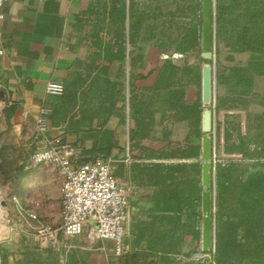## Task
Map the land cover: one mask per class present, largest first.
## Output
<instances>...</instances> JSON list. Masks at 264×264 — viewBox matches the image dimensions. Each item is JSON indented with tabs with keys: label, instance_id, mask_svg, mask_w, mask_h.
I'll use <instances>...</instances> for the list:
<instances>
[{
	"label": "crops",
	"instance_id": "1",
	"mask_svg": "<svg viewBox=\"0 0 264 264\" xmlns=\"http://www.w3.org/2000/svg\"><path fill=\"white\" fill-rule=\"evenodd\" d=\"M183 1L177 0L180 9L178 16L182 23L191 19L183 17L186 16ZM191 1L194 42L199 43L201 0ZM166 2L4 0L3 17L0 19V91L3 92L0 99L14 111L11 115L14 130L32 123L39 108L50 102L45 91L46 84L61 83L64 90L57 107L61 118L60 126H56L60 127L62 135L57 136L70 146H84L86 152H92L95 146H102L96 152H108L113 163L119 160L124 172L118 174L117 166L113 164L115 175L128 193L126 250L120 256L114 254L111 240H91L86 231L77 236L60 233L55 240L43 239L15 212L17 222L27 224V230L19 228L16 233L23 232L24 236L39 240L42 248L61 250L59 254L51 253L46 257L48 259L33 263L140 264L147 252L156 254L158 262L162 259L163 252L146 249L150 235L158 237L164 228V212L159 210L163 204L160 201L163 187L156 181L155 167L152 165L181 161L162 159L163 150L167 147L164 143H169L174 135L178 139H186L189 133L188 121L193 115L183 119L180 113L176 114L178 110L175 108V103L194 108L188 105L185 98L187 88L191 86L183 84L185 74L192 75V86L199 93L200 102L205 104L201 101V68L206 64L202 57V62H190L186 56L184 65L177 68L172 54L182 53L165 50L164 44H160L165 43L162 23ZM197 15L201 18L199 25L195 18ZM168 58L167 73L171 75L170 79L163 71ZM173 69H178L180 74L176 87L173 84ZM165 81L178 90V98L172 96L167 100L164 96L167 91ZM163 110L167 114L172 113L163 115ZM163 119L168 130L164 142L159 138ZM49 124H53L50 119ZM201 126L202 113L200 143H197L200 145V157L202 138L209 134L202 132ZM123 147L124 153L118 159L116 154ZM73 153L72 158H76L78 153L75 149ZM59 180V185L48 188L51 197L59 203V211L52 213L50 218L39 212L40 221L53 227L61 223ZM45 198H42V202ZM10 229L13 230L11 226ZM9 232L1 239L4 243L0 247L2 264L24 259L22 254L18 257L21 249L20 244L14 243V232ZM6 245L13 248L6 249ZM13 249L15 253L11 251ZM179 251L174 249L172 257Z\"/></svg>",
	"mask_w": 264,
	"mask_h": 264
},
{
	"label": "rangeland",
	"instance_id": "2",
	"mask_svg": "<svg viewBox=\"0 0 264 264\" xmlns=\"http://www.w3.org/2000/svg\"><path fill=\"white\" fill-rule=\"evenodd\" d=\"M183 2L185 4V9L183 12L186 15L183 17H191V19L188 22L183 20L184 22L182 23V20L180 19L181 17L178 16L180 9L178 7L177 0H167L165 15L162 23L165 43H160L162 45L164 44L165 50H169L171 52L188 46L187 51L181 55H176L175 53L172 54V57H174L176 63L174 65L177 66V68L179 65H184L183 60L186 56H188L187 59H189L190 62H202V59L200 58V42H197V44L194 45L193 43L195 42L190 40V38H185L183 40L184 34L189 32L188 29L194 28L195 26L193 20L194 17L192 16V1L184 0ZM235 7L236 15L243 11L240 10L238 5ZM195 18L197 19V25H199L201 21L200 16L197 15ZM225 21L227 22L225 23L224 27L228 30V33L226 36H219L217 40L218 44L216 52L213 45V58L211 63L210 61L203 60L206 64L208 63L213 66L214 72L217 71L218 74L222 73L224 76H229L232 73L241 72L243 70L247 72L246 67H249L248 62L251 59V52H232V46L231 44H228L232 42L227 39V36H229L231 33L240 30V26L245 22V18L237 17L233 19V16L227 15L225 17ZM188 66L191 67L190 65ZM172 73L174 81L173 84L174 87H176L180 74L178 73V69H173ZM191 77L192 75L185 74V79L183 78V84H185V86L187 83L188 85H191L187 88V96L185 97L189 103L188 105L191 104L193 106H197V108L199 106V109L201 110L208 109L212 112V132L207 134V136H211L213 140V165L219 162H227V160L231 158L240 165L244 164L246 165V168H251L252 159H243L241 153H226L224 148L227 146L239 145L243 140L245 142L252 141L255 134L258 133V130L255 128L256 123L259 120L258 116H262L261 119L264 120V114H262L264 112V76H255L253 78V83L247 94H242L241 86L239 85V87L234 79L221 82V84L216 86L214 77L212 96L210 102L205 104L200 102L199 93L195 92L194 86H192L190 80ZM236 97H238V99L237 101H234L233 99ZM243 100L250 101L246 107L243 106ZM220 102L224 106H220L218 108L216 105H218ZM236 104L237 106H235ZM41 108L44 110L43 112H41ZM50 112V107L47 105L42 106L39 108L37 115L35 116V120H33L32 123L28 124L27 126L23 125V127L14 130L13 123L11 121V115L14 113V111L11 110L10 106H6L3 103V100L0 99V232L2 231L0 233V247L4 244L3 240L1 239H3L5 233H10L9 231H11V233L14 232V243H17L18 245L20 244L19 249H21L18 251V257L20 254L23 255H21V257H24L22 260H18V258L17 260L13 261L15 264H28V262H30L29 264H44L41 262H33L42 259H48L49 257H46L51 255V253H61L60 249L52 251L49 248H42L39 245V240H36L35 238L34 240L31 236L26 237L24 236L23 232L16 233V230L19 231V228L27 230V224L18 223L14 217L16 210L15 204H19L25 208L26 206L29 207L31 202L38 214L40 212L42 216H47V218L52 217V213L55 214L59 211V203L56 201V199L51 197V192L48 191L49 186L59 185L60 176L57 172V169L51 164H40L34 166L30 162V156L39 139L38 131L36 130L37 117L44 116L47 120L49 129L46 133L48 135H62L60 127H57L60 126V121L58 123H53L54 125L49 124L48 115ZM162 113L163 115L167 114L165 110H163ZM171 113L172 112L167 115H171ZM192 118L193 116H190L188 121L189 133L186 139H178L177 135H174L175 137L169 141V143H164L167 146L165 150H171L175 152L186 149L189 145L200 143L199 137H197L195 132L196 125L194 124ZM164 119L161 123V135L159 137L162 142L166 140L168 135L167 124ZM249 144H251V142H249ZM71 147L77 151L79 159L80 156L83 159L85 158L95 160L111 158L110 155H108V152H96V150H101L102 146H95L92 152H86L84 146L76 147L72 144ZM123 153L124 147L120 148V152L116 154L118 155L117 158L119 159ZM193 160L194 159H187L186 161L190 162ZM111 161L112 164L117 166L118 174L124 172V169L119 165V160L118 162L116 161L114 163L113 160ZM181 161L183 162L184 160ZM257 168L258 166L251 169L254 171L257 170ZM186 181L189 182V179ZM199 185L201 188V182ZM212 187L214 190V185ZM43 197H46L44 202H42ZM235 200V197L229 196L227 198L226 208L229 209ZM44 203L46 205H44ZM2 204L4 207L1 206ZM199 210L201 215L200 207ZM232 220L234 224L239 222L238 217H234ZM10 226L13 228V230L10 229ZM246 228L243 225L236 226L238 238L247 233L250 236L253 235L254 231L250 230L248 227ZM172 231V244L174 243L175 250L178 251L179 249L180 251L179 253H175L173 257L172 252L168 253V258H171V262L169 264H173L174 262L175 264H199L198 259L202 257H209V255L203 254V252H201V218L197 220V226L182 227L176 231L175 229ZM234 243L236 245L235 249H237L240 243H238L237 239L234 240ZM5 248L12 249L13 247L11 245H6ZM11 251L15 253L14 249ZM163 257L164 256H162V259H159L158 262L156 254L147 252V254L143 256L142 262L140 264H165ZM10 262H3V264H9Z\"/></svg>",
	"mask_w": 264,
	"mask_h": 264
},
{
	"label": "trees",
	"instance_id": "3",
	"mask_svg": "<svg viewBox=\"0 0 264 264\" xmlns=\"http://www.w3.org/2000/svg\"><path fill=\"white\" fill-rule=\"evenodd\" d=\"M236 5L240 7V10H243L238 15L235 13ZM227 15L233 16V19L237 17L245 18L240 30L231 33L227 36V39L232 42L228 43L232 46V52L249 51L251 52V59L248 62L249 67H246L247 72L243 70L224 76L222 73L218 74L215 71L216 86L221 84V82L234 79L236 84L241 86L242 94H247L253 83V78L255 76H264V0H214L213 45L215 52L219 36H226L228 33V30L224 27L227 22L225 21ZM188 31L184 34L183 40L190 38V40L194 41V28H189ZM193 44L196 45L197 43ZM187 49L188 46H185L176 52L184 53ZM211 60L206 61L211 63ZM168 62H170L169 58L165 60L163 67L166 76L169 75V72L167 73ZM169 76L170 79L171 75ZM166 88L167 91L164 96L167 97V100L172 96L174 98L177 97L178 90L174 89V87L172 88L169 82L166 83ZM62 93L59 95L48 94L50 102L46 105L51 108L48 120H52V123H58L61 118L57 107L59 106L58 103H61ZM237 99L238 97L233 100L237 101ZM249 102L248 100H243V106L246 107ZM175 106L178 110L176 114L180 113L183 119L193 114L192 120L196 125L195 132L197 137H199L202 110L197 108V106H193V109L187 108L186 105L181 103H177V105L175 103ZM216 106L219 108L224 105L220 102ZM258 118L259 120L255 126L258 133L255 134L252 141L245 142L243 140L239 145L224 148L226 153H241L243 159H252L251 168L258 166L257 170L248 169L246 165H240L231 158L223 163L214 162L215 164L213 165L212 158L215 190L213 211L215 225L214 246L207 253H203L209 255V257L198 259L199 264H264V120L261 119L262 116H258ZM199 155V144L189 145L188 148L175 152L164 149L161 156L162 159L187 160L194 158L195 160L152 165V167H155L156 181L163 187L160 190V201L163 204L159 207V210L164 212L162 214L164 228L158 237L153 234L150 235L146 249L151 252H163L165 264L171 262L167 255L168 253H173L175 249L174 243L172 244L171 241L172 230L175 229L176 231L182 227L197 226V220L201 218L199 210L201 201V188L199 185L201 164ZM78 160L88 161L83 158ZM188 179L189 182L186 181ZM229 196L235 197L236 200L227 209L226 203ZM234 217L239 219L236 224L232 220ZM237 225L250 228V230L254 231H251L253 235L250 236L247 233L238 238ZM235 239L240 243L237 249H235Z\"/></svg>",
	"mask_w": 264,
	"mask_h": 264
},
{
	"label": "built area",
	"instance_id": "4",
	"mask_svg": "<svg viewBox=\"0 0 264 264\" xmlns=\"http://www.w3.org/2000/svg\"><path fill=\"white\" fill-rule=\"evenodd\" d=\"M3 2L0 0V19L3 17ZM63 90L59 82H49L45 87L46 93L51 95H59ZM48 129L45 117H37L39 139L30 162L34 166L51 164L57 169L61 179V223L57 227L42 223L32 204L25 208L15 204L16 214L43 239L55 240L60 233L77 236L86 231L91 240H111L114 254L122 255L126 250L128 193L116 177L111 159L79 161L77 157L72 158L73 148L58 136L49 137Z\"/></svg>",
	"mask_w": 264,
	"mask_h": 264
},
{
	"label": "water",
	"instance_id": "5",
	"mask_svg": "<svg viewBox=\"0 0 264 264\" xmlns=\"http://www.w3.org/2000/svg\"><path fill=\"white\" fill-rule=\"evenodd\" d=\"M214 0H201V57L205 60L213 58L214 22H213ZM214 88V68L211 64H205L201 68V101L209 103ZM0 91V98L3 97ZM202 132H212V112L208 109L202 111ZM213 140L204 136L201 141V251L207 253L214 246V170L212 168ZM4 202V201H3Z\"/></svg>",
	"mask_w": 264,
	"mask_h": 264
},
{
	"label": "bare ground",
	"instance_id": "6",
	"mask_svg": "<svg viewBox=\"0 0 264 264\" xmlns=\"http://www.w3.org/2000/svg\"><path fill=\"white\" fill-rule=\"evenodd\" d=\"M2 206L4 207V205L2 204Z\"/></svg>",
	"mask_w": 264,
	"mask_h": 264
}]
</instances>
